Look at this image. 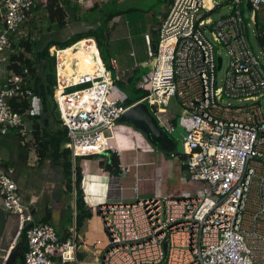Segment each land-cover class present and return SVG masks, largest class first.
<instances>
[{"label": "built area", "instance_id": "2783aa9c", "mask_svg": "<svg viewBox=\"0 0 264 264\" xmlns=\"http://www.w3.org/2000/svg\"><path fill=\"white\" fill-rule=\"evenodd\" d=\"M76 2L82 10L94 8L91 0ZM229 2L232 12L212 21L210 14L222 6L219 0H171L158 16L156 42L144 35L148 60L142 64L149 70L136 84L144 95L136 103L146 104L174 141V149L165 155L183 168L188 189L178 196L139 197L140 179L135 178L130 201L104 197L88 206L102 233L90 244L75 225L58 234L50 223H36L28 216L24 264H84L77 256L87 253L84 246L94 256L89 264H264V68L251 50L241 12L242 3L249 5L264 51V23L257 16L264 0ZM41 4L45 2L0 0V63L8 65L18 52L13 37L21 34ZM170 39L171 51L165 55L161 48ZM216 46L227 57L220 87ZM69 50L79 55L70 66L65 59H72ZM51 53L56 90L52 98L72 162L108 152L119 155L115 127L136 103L127 105L118 83H125L136 68L128 75L114 58L106 64L93 36ZM34 97L28 69L9 72L0 88V137L26 135L30 109L19 113L10 102L31 105ZM224 98L243 104L225 105ZM172 99L180 106L179 117L165 110ZM178 129L183 131L181 151H176L172 136ZM128 172L127 165L117 177ZM0 197L6 212L29 213L17 184L3 171Z\"/></svg>", "mask_w": 264, "mask_h": 264}, {"label": "crops", "instance_id": "0c3cea01", "mask_svg": "<svg viewBox=\"0 0 264 264\" xmlns=\"http://www.w3.org/2000/svg\"><path fill=\"white\" fill-rule=\"evenodd\" d=\"M91 1L95 6V9L93 8L94 11H92L93 14L89 13V10L83 11L81 6H79L80 9L79 12H77L75 15V20L71 21V23L67 25L68 27H71V29H67L65 38H63V40L56 41L63 42L70 39L74 35L82 33L77 29L78 24L81 25L85 21L88 22L90 19H92L93 24L94 22L104 23L103 21L107 16L110 15L115 16L109 22H107L109 28L113 24L114 28H118V26H120V28L123 29L124 27L122 25H119V22H121L124 13L131 10L135 11L136 8H134V4L141 2L142 0ZM158 1L160 2V11L149 12V15L151 16L153 22L152 27L154 26L155 21L158 22V16L163 15L167 11L171 3V0ZM104 10L105 13H103ZM96 12H99V15L104 16L102 17L101 21L97 20L98 18L94 16ZM118 19H120L119 22ZM141 20L144 24L145 22H147L144 16H141ZM149 24H151V22H148V25ZM89 31L92 30H88L86 32ZM86 32L84 31L83 33ZM145 34H147L146 31H144V35ZM46 35L50 39H52L53 35H48V33ZM69 52L72 53V59L69 60L68 57L65 58L67 60L66 64L68 66L73 64L76 57L79 56L78 54L76 56V54L73 53L72 50H69ZM8 74L9 72L7 70V64L0 63V88L5 83ZM36 81L39 92L35 94L36 98H34L31 103V114L29 115L28 121H26V135L20 136L17 135L16 132H14L9 135L0 137V171L7 173L17 184L22 196V203L25 207L29 208L28 215L30 214L32 219L37 222L41 220L48 212L51 214L52 220L56 209L59 210L60 213L61 211L64 212L70 206V210L68 209L69 213H74L73 206L75 196L73 191L72 193H69L66 190L64 163L67 158L70 159L73 168L76 163L72 162V159L68 156L69 153L66 152V133L65 130L59 125V118L55 116V111L51 110L50 105H47L48 98H45L41 94L40 88L41 86H43V83L41 80H35V82ZM33 110L35 111V117H33L32 115ZM133 134L134 137H132ZM135 134L139 135L141 140L139 139V141H137ZM12 137L19 142V144H16L14 148V141L12 140ZM115 138L116 144L121 150H118L120 153L118 155L120 163V173L122 167L128 165L129 172L133 173L131 175L134 178L133 180H135V178L140 179L141 176L144 177L145 175L141 170H139V166L146 163L147 165L152 166L154 163L152 158L149 157V155L154 154H152L153 150L150 146V142L152 143V141L149 139L147 131L138 126L132 127L131 125L118 122L117 126L115 127ZM37 148L44 149L43 157L39 158ZM160 149L165 152L167 150H170H165L162 147ZM98 156L99 155L93 157ZM91 158L79 159V166L81 168L82 176H84V172L87 171L89 173V178L91 181V186L89 187L88 192L85 193L83 190V195L85 197V203L87 207L92 203H95L98 199L104 197H110L112 201L113 199L117 198H121L124 200H126L125 198H127V201H130L133 197V192L132 196L130 193L124 192L125 188L128 187L122 186V184L120 183L121 177H113L105 170L104 172H102L101 170L103 169H101V167L99 166V162L95 161L94 165L90 164ZM160 158V154L158 153L156 154L154 159L155 161H157V163H160ZM24 171L26 173H24ZM179 173H182V175H184L183 168L180 166V164ZM132 177L130 178V180H132ZM141 179L140 181H138V193L140 188H146V185L141 184ZM179 181V185L176 186L177 189L173 191V193L176 195H179L182 191H186L188 189L186 185L183 184V179L181 176L179 178ZM160 189L163 190V188ZM137 195L141 196V194ZM1 203L2 199L0 197V204ZM11 220H13V218H11ZM83 227L84 230L82 228L81 233L82 235L83 233L86 235L87 243L89 244L91 243V240L97 238L98 236L100 237L102 234L99 220L96 217H92L90 220L86 221ZM17 246L19 247V249H21V253L23 254L24 244L20 240V236L17 238L14 244L9 247V250L12 249V247L16 248ZM84 247L89 249V247L87 246Z\"/></svg>", "mask_w": 264, "mask_h": 264}, {"label": "rangeland", "instance_id": "374dc122", "mask_svg": "<svg viewBox=\"0 0 264 264\" xmlns=\"http://www.w3.org/2000/svg\"><path fill=\"white\" fill-rule=\"evenodd\" d=\"M219 1L220 3H222V6L210 14L212 21H217L220 18L232 12V4L229 2V0H219ZM159 5H160V2L158 0H142L141 2L134 4V8H136L135 11L133 10L126 11L121 19V22H119L120 19H118V22L120 23L119 25H122L124 27L123 29H121L120 26H118V28L116 27L114 28L113 24L112 26H110V28L108 26V23L100 24V27L102 28V33H99L98 35L102 39V43H103L101 47L102 55L107 60L109 57L114 58L117 61L120 71H125L128 73V75H130L132 70L135 68L139 70L138 73L140 75L148 72L149 68L142 64L143 62L148 60L147 53H146V45L144 42V31H146V33L152 37L153 41L156 42L154 28L157 27V21L154 22V26L152 27L153 22H152L151 16L149 15V12L150 11H155V12L160 11L161 7H159ZM241 12H242V17L247 25V35H248L251 50L254 56L257 58V60L260 62V64L264 68V51L259 46L258 39L255 35L254 26L252 25V22L250 20V9L247 8V5L245 3L241 4ZM89 13L93 14L92 12H89ZM103 13H105V10ZM94 16H96L98 18L97 20L99 21H101L102 17H104V16L99 15V12H96ZM141 16H144V18L146 19L147 22H145V24L141 20ZM257 16H258V20L261 23H264V19H263L264 9L261 10V12H258ZM148 22H151V24L148 25ZM70 23L71 21L68 22L67 25ZM97 23L99 24L101 22H96V23L94 22L93 24L92 19H90L88 22L85 21L81 25L78 24L77 29L80 32L94 30L98 26ZM67 25L61 31L56 30L54 28H51V30H48L47 28L48 25L46 23V18L44 16V10L42 6H40L38 8V11L35 12V15H33L32 18L28 22H26V24L22 27V29L20 30L21 34L13 37V43H16L20 39V37L26 38L28 35H30L31 37H34L36 40H39L43 36H46L47 33L48 35H53L54 37L52 36V38H54L55 40H63V38H65V33L67 29L68 30L71 29V27H68ZM206 35L208 38H210L208 31ZM57 48L59 47L52 45L48 49L49 57H51L52 55L51 52L56 50ZM15 50L18 51L17 49ZM216 56L222 59V67L220 70L216 72V85L217 87H220L221 80L224 76V71L227 66V57L225 55V52L222 50V48H220V46H216ZM54 78H55V75H54ZM126 81H127V78H125V82ZM80 88L81 87H77L76 89H80ZM119 88L125 94H127L126 92L127 86H125L124 88L119 86ZM55 91L53 90V92L56 94ZM34 98H36V96ZM47 102L50 105L51 110L55 111L54 113L55 116L59 118L58 113H57L58 112L57 108L55 107L56 105H54L55 104L54 98H52V100L48 98ZM223 104L237 106V105H242L243 103H239L233 99L224 98ZM262 106L264 108V102ZM165 110H167L171 114V116L179 117V115L181 114V109L176 99H172L169 102V105L167 106ZM32 115L33 117H35L34 110L32 111ZM27 121H28V118H27ZM122 123L131 125L132 127H137L136 124L131 123V122L130 123L122 122ZM172 136L174 137L175 142L177 144L176 151H181L180 140L182 139L183 131L178 129L175 132V134H173ZM12 140L14 141L13 142L14 143L13 148H14L16 144H19V142L13 137H12ZM150 146L152 147V150H153L152 154L154 155H149V157L152 158L154 163L152 166H149L147 164H142L141 166H139V170H141L142 173L145 175L144 177L141 176L142 179L140 178L142 180L141 184L146 185V188L145 189L140 188L138 194H141V196L139 195L140 197H156V196L162 195L163 193L165 195L174 194L173 191L177 189L176 186L179 185L180 176L183 177L182 173H179V164L177 161L169 159L165 155L166 154L165 151H162L161 153L160 147H157L151 142H150ZM158 153L160 154V157H161L160 160L158 159L161 164L157 163V161H155L154 159L156 154ZM90 160H91L90 164L92 165H94L95 161L97 162L104 161V159L100 157H92ZM75 163L79 164V159H77ZM162 163L165 165H163ZM26 172L24 171V173ZM132 174L133 173L129 172L125 178L124 177L120 178V183L122 184V186L128 187V188H125L124 192L130 193L131 196H132V191L130 189V186L132 185L134 181L133 180L134 178L131 176ZM131 177H132V180H130ZM160 188H163V190H161ZM142 190H145V191H142ZM82 193H83V190H82ZM125 199L127 200V198ZM69 203H70V200H69ZM95 204H97V201L95 202ZM69 207L64 212L61 211L60 213H59V210L56 209L55 214L52 217V220H50V224L54 227V229L56 230L58 234L66 232L70 228H73L75 225L74 220H73L74 216L73 214L69 213V210H70ZM83 230H84V227H83ZM89 250L91 251L92 249L89 248ZM82 254H84V259H83L84 264H89V263L94 262V259H93L94 256L91 254V252L87 251V253L85 252Z\"/></svg>", "mask_w": 264, "mask_h": 264}, {"label": "trees", "instance_id": "16d2710c", "mask_svg": "<svg viewBox=\"0 0 264 264\" xmlns=\"http://www.w3.org/2000/svg\"><path fill=\"white\" fill-rule=\"evenodd\" d=\"M42 2H45V4L44 5L41 4L37 8H39L42 5L44 6L48 30H51V28H54L56 30H63L68 22L75 20L76 17L75 15L77 12H79L80 9L76 0H42ZM94 9H91L88 12H92L94 11ZM114 16L115 15L107 16L106 19L104 20V23H99V24H105V23L107 24V22H109ZM99 33H102V28L100 27V25H98L94 31L79 33L63 42H58L54 38L50 39L47 35L43 36L39 40L20 39L16 43H13L14 49H17L18 52L10 56L9 64L7 65V70L9 72L21 74L22 70L24 68H27L30 75L31 89L35 93L39 92L37 81L35 82V80H41L43 83V86H41L40 88L41 94L45 98H50V100H52L53 90L55 87L54 59L49 57L48 49L52 45H55L59 48L69 47L72 44L80 41L84 37L93 36L96 39L100 56L102 60L107 64L108 60L104 58V56L102 55L101 47L103 43H102V39L98 35ZM138 71H139L138 69H135L132 75H130V77L127 78V81L125 83H121V82L118 83V86L122 88L127 86V89L125 88L127 92L126 94L127 105H132L136 103L144 96L139 90L136 89V84L141 76L138 73ZM10 104L13 107V109L19 113H23L31 108V105L26 101H22L21 103H16L15 101H11ZM47 105L49 104L47 103ZM37 151L39 158L44 156V149L37 148ZM66 152H68V150ZM98 157L104 159V161H99V166L103 170L108 172L113 177H117L120 174V168H119L120 163L117 154L108 152L102 154L101 156L99 155ZM64 170H65V179H66L65 181L66 190L69 193H72V191L75 193L76 199H75L74 222H75L76 231L80 233L85 222L92 217L91 210L86 206L84 201V196L82 193L81 168L79 164H76L73 168L70 159L67 158L64 163ZM73 171H74V176H73ZM50 220H51V214L48 212L41 220L35 222L50 223ZM26 229L27 228L23 229L20 234V240L24 244L23 252H25L26 250V240H25ZM77 256L79 260L84 259V254L82 253H79ZM14 264H24L23 255L19 259H17Z\"/></svg>", "mask_w": 264, "mask_h": 264}, {"label": "water", "instance_id": "95a60500", "mask_svg": "<svg viewBox=\"0 0 264 264\" xmlns=\"http://www.w3.org/2000/svg\"><path fill=\"white\" fill-rule=\"evenodd\" d=\"M248 7L249 5H247V8ZM153 50H156L155 43H153ZM220 67L221 58H218L217 70H220ZM119 122L134 123L138 127L147 131L148 137L154 145H157L160 148L162 147L165 150L174 149V141L159 127L155 117L151 114L147 105L144 103H136L132 105L124 115H122ZM75 199L76 198L74 197L73 216H75ZM28 216L31 215H28L25 210H23L21 214L6 212L3 208L2 199V203L0 204V264H14L16 260L23 255L18 246L16 248L12 247L10 250L9 247L14 244L20 236L23 228L30 224ZM11 218H13V220H11ZM165 249L166 244H164V250Z\"/></svg>", "mask_w": 264, "mask_h": 264}, {"label": "bare ground", "instance_id": "6f19581e", "mask_svg": "<svg viewBox=\"0 0 264 264\" xmlns=\"http://www.w3.org/2000/svg\"><path fill=\"white\" fill-rule=\"evenodd\" d=\"M172 41H173V40L170 39V40H168L167 42H165V43L162 45L161 51H162L163 54H165V55L170 54L171 47L168 48L167 46L171 45V44H172ZM135 135H136V139H137V141H139V139L141 140V138H140L139 135H137V134H135ZM132 137H134V134H133ZM135 147H136V145H135ZM118 149H119V146H118ZM134 149H135V148H134ZM119 151H121V150L119 149ZM90 186H91V181H90V178H89V173H88L87 171H85V172H84V177H83V183H82V188H83V190H84L85 193L88 192ZM100 203H101V202H99V204H100ZM85 250L88 251V252H90V250L87 249V248H85Z\"/></svg>", "mask_w": 264, "mask_h": 264}]
</instances>
